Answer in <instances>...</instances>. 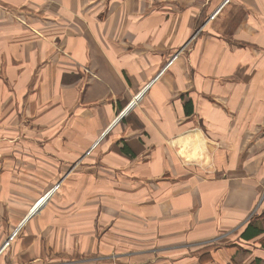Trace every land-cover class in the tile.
I'll use <instances>...</instances> for the list:
<instances>
[{
    "label": "crops",
    "instance_id": "crops-1",
    "mask_svg": "<svg viewBox=\"0 0 264 264\" xmlns=\"http://www.w3.org/2000/svg\"><path fill=\"white\" fill-rule=\"evenodd\" d=\"M223 2L0 0V131L11 129L29 136L24 139L27 147L42 145L37 138H49L50 145L64 151L65 167L74 166L78 158H71L75 156L72 152L89 148L105 133L110 135L107 146L102 144L95 152L105 162L118 156L122 169L111 167L118 176L143 185L146 182L152 193L161 196L157 198L160 209L151 207V214L157 218L154 223L161 215L164 221L170 216L163 201L175 197L171 180L179 185L187 178H197L195 174L179 178L176 170L184 164L224 167V173H232L202 178L197 181L201 183L199 189L204 190L205 198L210 190L211 199L219 194L217 191L224 192L220 197L235 201L240 215L250 206V194L258 193L245 169L251 150L263 153L259 160L264 165V143H253L254 135L264 138V99L257 100L258 95L250 98V88H262L264 95V49L259 47L264 45V0H231L209 20ZM37 7H48L54 14H43ZM59 8H65L66 14H59ZM65 72L74 73L77 82L64 84ZM250 73L261 77L251 79ZM38 89L42 108L50 118L39 131ZM140 94L144 109L138 111L145 127H131L115 136L112 129L117 113ZM257 101H262V106L251 111V103ZM101 104L110 107L107 125L97 109ZM136 107L132 105L126 114L132 115ZM17 149L12 142L5 151ZM136 150L145 154L138 157ZM51 159L50 166L62 164L54 155ZM103 163L88 165L103 167ZM131 166L140 170L130 172ZM166 167L170 169L165 171ZM235 168H240L239 174ZM155 182L159 188H155ZM215 205L211 201L209 206ZM181 206L188 203H178ZM46 209L50 223L44 219V208L39 210L41 223L32 226L31 234L23 235L30 245L14 250L13 261L1 256L0 264H43L37 263L42 256L51 258L56 252L69 255L66 241L74 243V231L61 230L64 241L55 237L50 233L54 230V210L49 206ZM208 214L218 218L219 207L216 205ZM3 215L0 213L6 219ZM234 217L230 220L238 221L241 216ZM208 254L210 264H236L228 262L232 254L221 256V260ZM242 263L264 264V246H254Z\"/></svg>",
    "mask_w": 264,
    "mask_h": 264
},
{
    "label": "rangeland",
    "instance_id": "rangeland-1",
    "mask_svg": "<svg viewBox=\"0 0 264 264\" xmlns=\"http://www.w3.org/2000/svg\"><path fill=\"white\" fill-rule=\"evenodd\" d=\"M230 1L224 0L223 4L209 15V20L216 18ZM37 10L43 11V14H54L48 10V7H37ZM59 11V14H66L65 8H59ZM75 16H78L77 12ZM86 35L93 44L94 39L91 35L88 33ZM259 47L264 49V45ZM171 64L172 61L168 63V67ZM262 76L264 78V72ZM250 77L251 79L259 78L261 74L250 73ZM74 81L77 82L74 73L63 74L64 84L74 83ZM40 90L43 91L44 88ZM250 90L251 99L257 95V100L264 99L262 88H250ZM141 95L129 107L117 113L115 121L117 123L112 129L115 131V136L124 134L131 127L133 129L145 127L138 111V109H144V102H139ZM134 104L137 106L134 113L127 115ZM257 105L262 106V101L251 103V111L256 109ZM37 106V131H39L48 125L50 119L49 112L46 108H42V96L39 89L37 90ZM97 109L107 125L111 114L109 105L101 104L97 106ZM104 135L89 148L79 149L81 152H72L71 155L75 156L71 158H78L73 161L74 166L65 167L67 157L64 151L50 145L49 138H37L42 145L37 143V146L27 147L24 139L29 136L16 134L11 129L0 131V162L6 163V165H0V213L5 214L3 216L6 218L0 216V257L5 255L8 256L7 262L13 261L16 255L14 250L20 251L22 247L30 245L25 242L23 235L31 234L32 226L37 222L41 223L42 218L39 214L43 208L46 212L45 221H50L46 206L54 210L51 223L54 225V230L50 233L64 241L61 230L74 231V243L66 241L65 251L69 254L67 257L64 253L56 252L51 258L40 257L37 263L210 264L208 253L211 252L219 260L221 256L227 257L228 254H232V259H228V262L243 264L242 261L248 257L250 250L253 251L254 246L263 245L258 237L250 240L252 244H244L247 241L240 236L254 216L264 210V165L262 166L259 160L263 153L260 154L254 149L250 151L248 168L245 169L249 173L247 178L250 179V184L258 193L250 194V206L243 208L240 215H237L239 207L235 201L220 197L224 196V192L217 191L219 194L211 199L210 195L213 194L209 190V197L205 198L204 190L199 189L201 183L197 182L202 178L203 180L221 178L223 175L231 174V171L224 173V167L220 166L199 167L184 164L185 167L182 166L179 171L176 170L179 178H185V175L193 176V174L197 178H187L188 181L179 185H174L177 181L171 180V185L175 187L173 192L175 197L163 201L167 203L166 206L168 205L170 216L167 221H164L161 215L159 222L154 223L153 219L157 220V218L151 214V207L154 205L157 210L160 209L161 203L157 198L161 196H157L156 191L152 193L146 182L143 185L140 181L118 176L117 172L111 168L114 166L117 170L122 169L118 156L113 155L112 160L106 158L105 162L96 154L95 151L100 145L103 144L105 147L109 143L110 135ZM115 138L117 137L113 139ZM187 140L189 141L190 137ZM12 142L19 149L5 151L6 145ZM256 142L264 143V138L259 139L254 135L253 143ZM135 153L138 157L145 154L144 151L138 150ZM110 154L111 151L107 153L108 156ZM53 155L62 160V164L58 167L49 165ZM192 155L195 157L194 153ZM60 159L59 162H61ZM92 163H103V167L88 165ZM143 163L147 162L144 160ZM131 168L129 171L134 173L140 170L133 166ZM168 169L170 168L166 167L165 171ZM239 169L235 168L234 172L239 174ZM154 186L159 188L157 182ZM211 201L219 207L218 218L216 214L214 216L208 214L210 210L216 209V205L210 208ZM184 202H187L188 206L178 207V203ZM166 206L165 209H167ZM34 209L37 210L34 211ZM205 212L207 216L203 215ZM36 216L40 220L37 221ZM233 216L241 217H238V221L230 220ZM209 222H213V226L209 225ZM257 222L264 227V220ZM24 260L28 261V259Z\"/></svg>",
    "mask_w": 264,
    "mask_h": 264
},
{
    "label": "trees",
    "instance_id": "trees-1",
    "mask_svg": "<svg viewBox=\"0 0 264 264\" xmlns=\"http://www.w3.org/2000/svg\"><path fill=\"white\" fill-rule=\"evenodd\" d=\"M191 108V105L189 104ZM264 220V210L260 214H256L253 220L247 224L246 228L241 232L240 236L246 241H250L254 238L261 240V243L264 246V227L261 226L257 221ZM258 261V259H256Z\"/></svg>",
    "mask_w": 264,
    "mask_h": 264
}]
</instances>
